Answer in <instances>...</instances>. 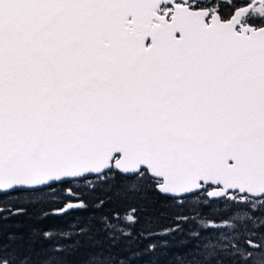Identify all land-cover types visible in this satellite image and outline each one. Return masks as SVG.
<instances>
[{"label":"snow or ice","instance_id":"1","mask_svg":"<svg viewBox=\"0 0 264 264\" xmlns=\"http://www.w3.org/2000/svg\"><path fill=\"white\" fill-rule=\"evenodd\" d=\"M0 264H264V0H0Z\"/></svg>","mask_w":264,"mask_h":264},{"label":"trees","instance_id":"2","mask_svg":"<svg viewBox=\"0 0 264 264\" xmlns=\"http://www.w3.org/2000/svg\"><path fill=\"white\" fill-rule=\"evenodd\" d=\"M41 194H37V196H40ZM104 193L101 191H96L94 193H90L89 194V199H95V197L97 196H103ZM38 205H34V206H29L28 207V212L30 214H35V212L38 209ZM19 220L20 222H22L25 226H27L28 224L34 223V221L29 220L28 217H14L11 221H8V223H14L15 221ZM58 222H63V217H50L47 220L43 221L44 224H52V223H58Z\"/></svg>","mask_w":264,"mask_h":264}]
</instances>
